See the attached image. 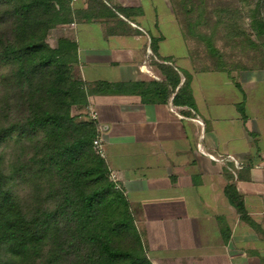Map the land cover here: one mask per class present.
Returning <instances> with one entry per match:
<instances>
[{
	"label": "crops",
	"instance_id": "0c3cea01",
	"mask_svg": "<svg viewBox=\"0 0 264 264\" xmlns=\"http://www.w3.org/2000/svg\"><path fill=\"white\" fill-rule=\"evenodd\" d=\"M113 2L133 8L128 32L85 19L53 29L76 41V75L93 84L160 81L155 63L168 57L190 72L195 101V109L174 105L171 97L145 101L121 88L88 96L102 156L128 199L148 258L152 264H264V78L196 69L169 0L160 12L152 0ZM229 183L248 221L231 204Z\"/></svg>",
	"mask_w": 264,
	"mask_h": 264
},
{
	"label": "trees",
	"instance_id": "16d2710c",
	"mask_svg": "<svg viewBox=\"0 0 264 264\" xmlns=\"http://www.w3.org/2000/svg\"><path fill=\"white\" fill-rule=\"evenodd\" d=\"M85 4L0 0V264H152L128 199L93 144L99 123L87 110L88 96L121 88L195 109L191 74L167 57L155 63L160 81L82 80L73 72L76 41L60 36L50 46V31L85 19L113 22L119 28L109 32L125 33L133 9ZM257 6L252 29L264 43V0ZM151 48L157 54L155 42ZM11 142L16 153L7 157ZM225 192L248 221L235 186Z\"/></svg>",
	"mask_w": 264,
	"mask_h": 264
},
{
	"label": "rangeland",
	"instance_id": "374dc122",
	"mask_svg": "<svg viewBox=\"0 0 264 264\" xmlns=\"http://www.w3.org/2000/svg\"><path fill=\"white\" fill-rule=\"evenodd\" d=\"M169 1L196 69L264 78V43L252 29L251 21L253 13L259 11V0ZM152 2L158 12L168 9L163 0ZM61 34L62 30L52 29L47 43L54 46ZM78 112L72 109L73 114ZM16 149L11 142L5 148L7 157L14 155Z\"/></svg>",
	"mask_w": 264,
	"mask_h": 264
},
{
	"label": "built area",
	"instance_id": "2783aa9c",
	"mask_svg": "<svg viewBox=\"0 0 264 264\" xmlns=\"http://www.w3.org/2000/svg\"><path fill=\"white\" fill-rule=\"evenodd\" d=\"M87 0H70V3L72 5H75L77 3H86ZM105 3L107 4H111L113 2V0H103ZM93 144L95 147H97V149L99 150V152L101 153V147H100V139L99 137H96L94 140H93ZM102 154V153H101Z\"/></svg>",
	"mask_w": 264,
	"mask_h": 264
}]
</instances>
